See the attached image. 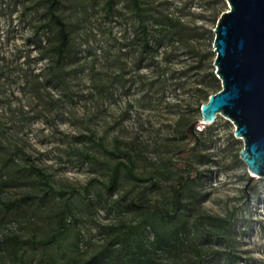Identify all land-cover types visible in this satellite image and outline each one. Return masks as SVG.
Returning a JSON list of instances; mask_svg holds the SVG:
<instances>
[{"label": "rangeland", "instance_id": "374dc122", "mask_svg": "<svg viewBox=\"0 0 264 264\" xmlns=\"http://www.w3.org/2000/svg\"><path fill=\"white\" fill-rule=\"evenodd\" d=\"M61 1L72 44L59 80L45 55L43 0H0V240L31 242L18 257L0 250V264H80L99 253L111 264H198L215 251L234 252L238 264H264V178L252 177L240 159L244 142L234 124L218 114L196 128L194 151L178 153L194 144L186 130L206 103L226 0H140V11L116 0L113 12L106 0ZM87 137L123 155L113 158ZM126 154L145 181L122 169L110 192V171L89 157L114 165L129 163ZM29 163L43 169L53 191L46 193ZM18 199L6 217L4 204ZM160 208L174 214L175 226L159 220ZM200 216L225 241L206 235ZM61 219L68 221L63 234ZM58 233L48 247L33 244ZM157 234L173 244L156 250ZM140 240L149 262L134 253Z\"/></svg>", "mask_w": 264, "mask_h": 264}, {"label": "water", "instance_id": "95a60500", "mask_svg": "<svg viewBox=\"0 0 264 264\" xmlns=\"http://www.w3.org/2000/svg\"><path fill=\"white\" fill-rule=\"evenodd\" d=\"M214 29L215 74L222 89L201 106V118L186 130L195 140L178 153L194 151L199 143L196 128L211 125L218 114L235 126L243 140L240 151L252 177L264 178V0H226Z\"/></svg>", "mask_w": 264, "mask_h": 264}, {"label": "trees", "instance_id": "16d2710c", "mask_svg": "<svg viewBox=\"0 0 264 264\" xmlns=\"http://www.w3.org/2000/svg\"><path fill=\"white\" fill-rule=\"evenodd\" d=\"M131 1L133 2L137 10L140 11L141 10L140 0H131ZM61 4H62L61 0H43V13H42V19L44 23L42 26V29L45 31L44 34L48 36L47 37L48 45L46 46V49H45V55L46 57L50 58V61H52L53 63L52 69H53L54 77L59 80L61 79V68L68 58V54H69L71 44H72V36L68 28V24L66 23L64 18L61 16V14L58 12L59 8L61 7ZM115 5H116V0H106V7L110 12H113L115 10ZM143 31L145 32L147 31V26H145L144 24H143ZM49 33H51V35ZM41 41H43V39ZM146 43L148 44V48H149L150 47L149 32H148V40L146 37ZM209 77L210 78H209L208 88L206 89L204 88L203 90V93H204L203 99H205V102H208L209 97L212 95V93L215 94L221 90V81L216 76L214 71L210 72ZM202 104H204V102H202L200 106H202ZM87 139L92 144L99 146L105 153L112 156L113 158L119 159L121 155H123L121 151L116 153V152L108 150L105 147L103 140L95 141L92 137H87ZM126 155L128 156L129 163H126L122 160H118L114 165L99 161L96 158L89 157V159H91L96 166L100 168H105L108 171H110V179H109V184H108V189L110 192H113L116 189L122 169H124L126 174L133 180L138 181V182L145 181V179L140 178L135 173V168H134V164H133L131 157L129 154H126ZM28 159L29 158H27V161ZM7 163H8V160L6 159L4 161V164L7 165ZM29 164L30 165L27 169L32 175L36 177V179L39 180V183L44 187V189H46V193H49V191H53V186L50 184L48 175L43 171V169L35 166L33 163H29ZM142 195H145V192H143ZM181 196L182 195L177 190H175L174 211H177L179 207L182 205ZM140 199H141L140 202H144L142 197ZM21 201L22 199H18L16 201L4 204L5 216L7 217L13 211L18 209L21 206ZM133 205L134 207L140 208V209L144 207V204L133 203ZM66 211L67 213L71 214V210L68 206H66ZM156 211H157V216L159 220L163 224H170V225L175 226L174 214H170L169 211L164 208L157 209ZM149 218L150 217H148V219H145L142 222L141 225L143 227H148L151 225ZM62 219L60 223V228L62 229L60 231V234H63L64 231H66L68 227L67 219H64V220ZM205 219H206V216H200L198 218V224L200 225L203 232L208 236H214L218 240H224V238L221 237L220 235L212 234L211 232H208L204 228L201 221ZM141 225L133 227L132 228L133 230H131V233L138 231L137 229ZM227 225L229 226V224ZM181 232L182 231L179 228H177V230L174 232V235H175L174 237L178 239L181 236ZM59 236L60 235L58 233L48 240L39 241V242L33 241V244L48 247L51 244L55 243ZM29 243H31L29 240L23 239L19 235H5L3 236V239L0 240V250L11 254L13 257H18L17 255L20 249H22L24 245L29 244ZM172 244H173L172 237H167L164 234H157V238L153 243L154 248L156 250L162 249ZM139 249H140L139 252H134L135 255H137V259H140V255H144V256H148V262H149L150 261L149 253L151 252V250L147 248L146 243L143 240H140ZM222 255L225 256L227 260V264H238L239 256L232 251H225V252L215 251V252H211L204 256H199L198 264H209L211 261L217 258H220ZM80 264H111V263H108L106 261V257L99 253V254H95L91 256L90 258L82 261ZM114 264H121V263L115 262ZM123 264H126V263H123Z\"/></svg>", "mask_w": 264, "mask_h": 264}]
</instances>
